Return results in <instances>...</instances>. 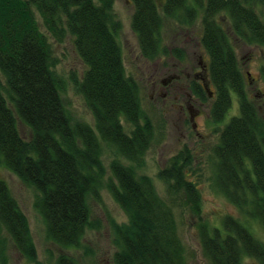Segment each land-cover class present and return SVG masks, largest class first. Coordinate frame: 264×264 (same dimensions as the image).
<instances>
[{"label": "trees", "instance_id": "trees-1", "mask_svg": "<svg viewBox=\"0 0 264 264\" xmlns=\"http://www.w3.org/2000/svg\"><path fill=\"white\" fill-rule=\"evenodd\" d=\"M114 0H0V170L14 174L36 191L34 207L46 237L62 248L77 247L93 227L89 201L98 197L104 166L101 142L130 162L109 163L113 180L106 183L127 222L111 221L113 264H185L184 245L171 207L158 195L151 177L137 174L153 136L151 119L141 108L138 81L124 70L116 34L120 23ZM130 26L141 57L154 59L163 42L166 19L180 29L198 23V41L207 55V78L214 94L212 122H221L232 103L239 113L221 129L213 147V181L243 219L225 215L211 225L201 214V194L188 178L192 151L185 146L159 177L174 181L192 214L202 253L211 264H264V242L251 223L264 229V91L252 98L239 66L235 40L264 46V21L255 6L264 0H130ZM36 13L55 39L68 32L86 65L77 90L89 108L94 127L72 121L52 70L51 44L40 31ZM218 15H221L224 20ZM196 94L209 100L204 88ZM17 121L31 132L21 136ZM123 122L129 126L125 130ZM28 261L39 264L27 217L0 175V252L6 236ZM4 253V254H3ZM56 264H78L67 253Z\"/></svg>", "mask_w": 264, "mask_h": 264}, {"label": "rangeland", "instance_id": "rangeland-1", "mask_svg": "<svg viewBox=\"0 0 264 264\" xmlns=\"http://www.w3.org/2000/svg\"><path fill=\"white\" fill-rule=\"evenodd\" d=\"M132 4L130 0H114L113 12L115 18L120 23V29L116 34L117 41L121 48V56L125 73L135 78L140 86L141 108L153 124V136L148 149L144 154V163L140 167H135L137 174H146L152 178L158 195L167 203L173 212L177 226L178 235L184 245L185 264H211L202 253L198 232L197 218L192 214L187 205L186 198L182 191H179L174 181H168L159 177V171L168 167L171 158L180 152L185 146L191 149V163L186 168L188 178L195 182L201 194V214L204 221L211 225L218 223L225 215L242 218L237 208L225 198L217 189L214 181V170L216 158L213 155V147L218 141V136L229 118L239 113L238 102L235 94H232V103L228 112L221 122L214 123L209 116V106L207 115L197 120V128L203 138L190 134L188 127L182 128L167 122L172 114L167 115L163 110L152 102L147 87L148 72L147 63L139 53L137 38L130 26ZM256 12L264 21V7L255 6ZM218 17L224 18L221 15ZM39 29L42 31L51 44L53 65L52 70L60 80L61 96L65 108L72 121H82L94 127L93 116L87 107L84 98L77 90V84L82 78L86 65L79 58L75 51L72 36L66 32L61 40L55 39L45 30L41 17L36 13ZM189 30L190 37L195 35L198 39V22ZM161 31L163 42L168 43L171 35L175 31H180L172 19H166ZM185 31V30H184ZM193 32V33H191ZM239 66L247 81V90L253 98L260 99L264 91V46L247 45L240 40L233 41ZM200 48L202 49L201 45ZM203 51V49H202ZM203 57L207 60V55L203 51ZM125 130L129 126L123 122ZM17 126L21 136L29 139L30 129L20 121ZM197 148H192L197 144ZM101 160L104 166L102 186L98 188V197L89 201L91 210V221L93 227L88 228L77 247L62 248L50 241L46 237L45 224L35 209L33 203L36 191L22 183L11 172L1 169L0 175L6 180L13 196L17 200L21 210L27 217L29 230L34 242L36 256L39 264H56L57 256L60 253H67L74 257L78 264H113L112 256L117 249L114 242V235L111 228V221L116 223L127 222V216L112 197L106 183L112 178L109 163L112 159H118L123 164H130L129 161L121 157L113 146L101 142ZM253 233L264 242V229L260 224L251 223ZM3 232V231H2ZM4 255L6 264H34L24 258L14 247L11 239L6 235ZM0 235L2 236L1 232ZM0 264L2 263L0 252ZM243 264H254V260L244 258Z\"/></svg>", "mask_w": 264, "mask_h": 264}, {"label": "flooded vegetation", "instance_id": "flooded-vegetation-1", "mask_svg": "<svg viewBox=\"0 0 264 264\" xmlns=\"http://www.w3.org/2000/svg\"><path fill=\"white\" fill-rule=\"evenodd\" d=\"M188 32V29L175 31L168 43L162 42L160 53L154 59L144 58L148 72L146 85L152 102L167 115L172 114L168 123L188 127L191 135L202 139L197 120L207 115V106L214 94L203 101L195 92L197 88H204L202 78H207V60L198 39L195 35L190 37ZM197 146L198 143L192 148Z\"/></svg>", "mask_w": 264, "mask_h": 264}, {"label": "water", "instance_id": "water-1", "mask_svg": "<svg viewBox=\"0 0 264 264\" xmlns=\"http://www.w3.org/2000/svg\"><path fill=\"white\" fill-rule=\"evenodd\" d=\"M202 82H203V87L205 89V91L208 92V95H211V90H210V87H209V81L208 79L205 77V78H202Z\"/></svg>", "mask_w": 264, "mask_h": 264}]
</instances>
